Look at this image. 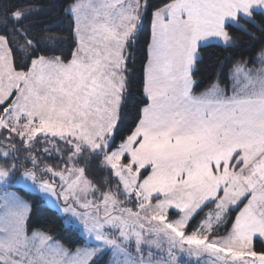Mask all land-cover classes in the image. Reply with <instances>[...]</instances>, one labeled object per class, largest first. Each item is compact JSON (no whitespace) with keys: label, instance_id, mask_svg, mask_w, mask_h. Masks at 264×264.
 <instances>
[{"label":"snow or ice","instance_id":"1","mask_svg":"<svg viewBox=\"0 0 264 264\" xmlns=\"http://www.w3.org/2000/svg\"><path fill=\"white\" fill-rule=\"evenodd\" d=\"M0 264H264V0H0Z\"/></svg>","mask_w":264,"mask_h":264},{"label":"trees","instance_id":"2","mask_svg":"<svg viewBox=\"0 0 264 264\" xmlns=\"http://www.w3.org/2000/svg\"><path fill=\"white\" fill-rule=\"evenodd\" d=\"M233 32L234 34L242 35L240 33H236L235 30H233ZM249 44L250 41H248V38L245 36L243 37V42L240 43L236 49H225L214 44L206 47L202 51V73L211 74L220 62L230 65L232 61L228 59L229 55L233 54L234 59L235 54H238L241 51H246ZM19 191L21 194L25 195L27 199L34 200V197L31 194H26L25 191L21 189H19ZM32 223L37 227H51L52 234L57 239H60L65 243H70L74 239V236H72L69 231H66L61 227V219L56 214L50 212L49 210L41 209L37 203H34L33 206Z\"/></svg>","mask_w":264,"mask_h":264},{"label":"rangeland","instance_id":"3","mask_svg":"<svg viewBox=\"0 0 264 264\" xmlns=\"http://www.w3.org/2000/svg\"><path fill=\"white\" fill-rule=\"evenodd\" d=\"M17 191H19V189H17ZM20 192V191H19ZM20 194H21V192H20ZM21 195H23V194H21Z\"/></svg>","mask_w":264,"mask_h":264}]
</instances>
